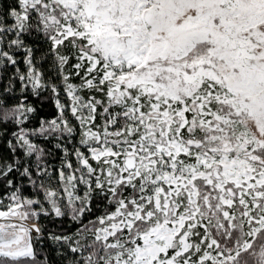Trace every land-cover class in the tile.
<instances>
[{"label":"snow or ice","instance_id":"snow-or-ice-1","mask_svg":"<svg viewBox=\"0 0 264 264\" xmlns=\"http://www.w3.org/2000/svg\"><path fill=\"white\" fill-rule=\"evenodd\" d=\"M0 187V264H264V0H0Z\"/></svg>","mask_w":264,"mask_h":264},{"label":"trees","instance_id":"trees-1","mask_svg":"<svg viewBox=\"0 0 264 264\" xmlns=\"http://www.w3.org/2000/svg\"><path fill=\"white\" fill-rule=\"evenodd\" d=\"M31 42V41H29ZM37 46H43V41H36ZM18 56L22 57V53H18ZM49 65H50V61L44 62L43 63V68L45 69V77H47L48 75H51V71L49 70ZM20 68L23 71L24 70V66L21 60L20 63ZM12 70L9 69V73ZM73 82H78V78H74ZM15 88L17 90H19L20 88V84L17 83L15 85ZM85 95H87V93H84ZM42 95H49V93L45 92ZM62 99L63 96H62ZM29 101H31L38 109H39V114L42 117H46V118H52L55 116L56 114V109L52 103V101L49 99L46 103L43 104V106L41 107L40 103L38 100H36L34 97H32L31 95H29ZM64 102H67L66 100H64ZM10 104L12 103V101L9 102ZM36 142H40V141H36ZM43 146V144H42ZM48 147H51V145H48ZM70 147V146H69ZM60 152H56V155L54 158L51 159L50 163L52 165V167L50 168V171H53V176H54V186H57L56 181H55V176H56V172L54 171L55 169H58L60 166ZM73 163H75V161H73ZM19 183V181H18ZM22 187V195L28 198H33L34 197V189L31 188L30 185H27L26 183H22L21 184ZM5 192V189L3 187H0V198L3 197V194ZM81 194H83L82 189H81ZM40 198L42 199V194L40 196ZM9 203V201L7 199H3L2 200V205H0V207L2 209H6L5 207H3V205H7ZM90 217H86L85 218V223H87V220ZM39 223L44 225V239L42 242H37L35 244V247L37 249L38 252V259H43L45 257V255L48 256L49 260H52L55 257V253L52 251L53 245L51 244V241L48 240L47 238V234L49 232L50 229H55L57 231V233L59 234V232L61 231V224H62V230L64 231L65 234H71L72 232L75 231L77 225L72 224L71 227H69L70 221L68 220L67 217H64L61 219H52L51 217L45 218L43 216L40 217ZM58 259V258H57Z\"/></svg>","mask_w":264,"mask_h":264},{"label":"rangeland","instance_id":"rangeland-1","mask_svg":"<svg viewBox=\"0 0 264 264\" xmlns=\"http://www.w3.org/2000/svg\"><path fill=\"white\" fill-rule=\"evenodd\" d=\"M82 189V188H81ZM0 210H6V209H2L1 207H0ZM4 221H2V222H0V223H3Z\"/></svg>","mask_w":264,"mask_h":264},{"label":"bare ground","instance_id":"bare-ground-1","mask_svg":"<svg viewBox=\"0 0 264 264\" xmlns=\"http://www.w3.org/2000/svg\"><path fill=\"white\" fill-rule=\"evenodd\" d=\"M3 220H0V222H2Z\"/></svg>","mask_w":264,"mask_h":264}]
</instances>
